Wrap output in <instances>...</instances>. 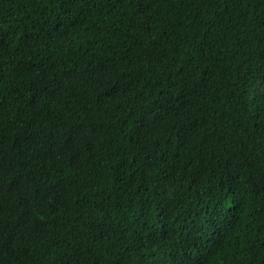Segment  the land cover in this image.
Listing matches in <instances>:
<instances>
[{
    "label": "trees",
    "instance_id": "16d2710c",
    "mask_svg": "<svg viewBox=\"0 0 264 264\" xmlns=\"http://www.w3.org/2000/svg\"><path fill=\"white\" fill-rule=\"evenodd\" d=\"M0 264H264V0H0Z\"/></svg>",
    "mask_w": 264,
    "mask_h": 264
}]
</instances>
